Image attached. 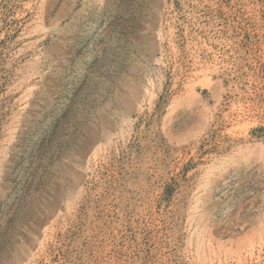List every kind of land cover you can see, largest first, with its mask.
Wrapping results in <instances>:
<instances>
[{"label": "rangeland", "instance_id": "obj_1", "mask_svg": "<svg viewBox=\"0 0 264 264\" xmlns=\"http://www.w3.org/2000/svg\"><path fill=\"white\" fill-rule=\"evenodd\" d=\"M0 264H264V0H0Z\"/></svg>", "mask_w": 264, "mask_h": 264}]
</instances>
